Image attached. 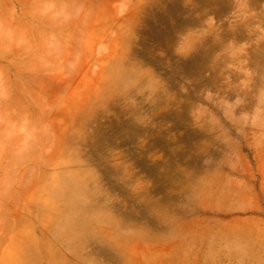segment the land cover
<instances>
[{
	"label": "rangeland",
	"instance_id": "374dc122",
	"mask_svg": "<svg viewBox=\"0 0 264 264\" xmlns=\"http://www.w3.org/2000/svg\"><path fill=\"white\" fill-rule=\"evenodd\" d=\"M49 6L69 22L0 0L26 40H0V264H209L230 237L264 264V0ZM26 117L51 130L21 153Z\"/></svg>",
	"mask_w": 264,
	"mask_h": 264
},
{
	"label": "clouds",
	"instance_id": "9594fccd",
	"mask_svg": "<svg viewBox=\"0 0 264 264\" xmlns=\"http://www.w3.org/2000/svg\"><path fill=\"white\" fill-rule=\"evenodd\" d=\"M37 2L40 4L37 9L38 15H42L53 22H69L70 18L66 19L61 16L58 7L49 6L52 4V0H37ZM4 39H7L13 45L20 43L22 47L26 46L25 38L13 26L6 24L0 18V40ZM57 46L55 34H52L50 40L46 41V50L49 54L55 55ZM69 63H74V60H70ZM4 98L5 92L0 87V101H3ZM11 130L14 132L13 138H18L19 140L18 151L26 153L51 129L47 123L36 124L31 117H26L17 121L15 128ZM2 147V144H0V148ZM207 255L209 264H224V262L226 264H250L251 245L241 237H230L221 243L213 241L210 244Z\"/></svg>",
	"mask_w": 264,
	"mask_h": 264
}]
</instances>
